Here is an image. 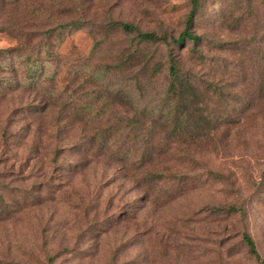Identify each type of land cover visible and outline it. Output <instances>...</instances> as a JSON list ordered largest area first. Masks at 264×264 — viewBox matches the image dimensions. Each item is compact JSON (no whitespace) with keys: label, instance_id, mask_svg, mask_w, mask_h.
Segmentation results:
<instances>
[{"label":"rangeland","instance_id":"1","mask_svg":"<svg viewBox=\"0 0 264 264\" xmlns=\"http://www.w3.org/2000/svg\"><path fill=\"white\" fill-rule=\"evenodd\" d=\"M190 9L0 0V264H262L264 0H201L195 50L171 40ZM171 55L209 89L195 142L171 132Z\"/></svg>","mask_w":264,"mask_h":264},{"label":"trees","instance_id":"2","mask_svg":"<svg viewBox=\"0 0 264 264\" xmlns=\"http://www.w3.org/2000/svg\"><path fill=\"white\" fill-rule=\"evenodd\" d=\"M191 9L186 18L185 28L179 34L178 38H172V42L176 44H184L186 41L192 42L195 46L201 43V37L194 34L192 31L193 22L198 12L199 3L201 0H190ZM110 29L116 32L134 34L140 41L154 42L160 40L161 37L155 33L140 32L134 26L127 23H110ZM49 34V33H48ZM164 41L167 40L164 38ZM145 69V68H144ZM150 76H153L150 74ZM169 85L166 89L167 102L169 103L170 110L168 111V119L170 123L176 127L172 130V134L179 131L185 141L191 140L192 142L198 141L209 135V128L199 127L205 125L202 118L206 103L209 102L207 97L209 89L202 80H195L192 76L185 73L176 57L170 56L168 66ZM219 92L221 90H218ZM221 93V92H220ZM117 124H119L117 122ZM216 210V209H214ZM219 211H225L223 208ZM234 207L227 208L226 212H236ZM242 241L247 246L251 254L256 255L255 244L253 239L246 233L242 235ZM264 264V259L262 260Z\"/></svg>","mask_w":264,"mask_h":264}]
</instances>
